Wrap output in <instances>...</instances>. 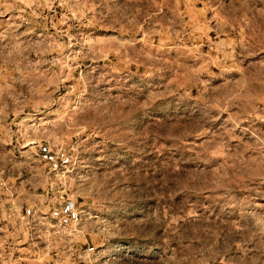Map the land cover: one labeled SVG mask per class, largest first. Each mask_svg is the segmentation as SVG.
I'll list each match as a JSON object with an SVG mask.
<instances>
[{
  "label": "rangeland",
  "instance_id": "rangeland-1",
  "mask_svg": "<svg viewBox=\"0 0 264 264\" xmlns=\"http://www.w3.org/2000/svg\"><path fill=\"white\" fill-rule=\"evenodd\" d=\"M0 264H264V0H0Z\"/></svg>",
  "mask_w": 264,
  "mask_h": 264
}]
</instances>
